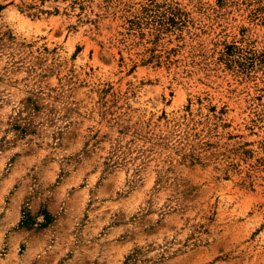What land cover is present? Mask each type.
<instances>
[{
  "label": "rangeland",
  "instance_id": "1",
  "mask_svg": "<svg viewBox=\"0 0 264 264\" xmlns=\"http://www.w3.org/2000/svg\"><path fill=\"white\" fill-rule=\"evenodd\" d=\"M0 264H264V0H0Z\"/></svg>",
  "mask_w": 264,
  "mask_h": 264
}]
</instances>
